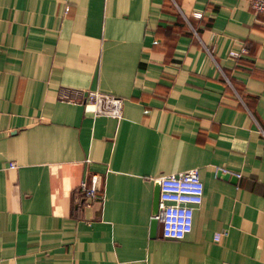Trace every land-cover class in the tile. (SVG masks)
<instances>
[{
	"label": "crops",
	"instance_id": "0c3cea01",
	"mask_svg": "<svg viewBox=\"0 0 264 264\" xmlns=\"http://www.w3.org/2000/svg\"><path fill=\"white\" fill-rule=\"evenodd\" d=\"M180 2L207 35L177 0H0V264H264V14ZM193 167L191 231L151 236L159 177Z\"/></svg>",
	"mask_w": 264,
	"mask_h": 264
},
{
	"label": "built area",
	"instance_id": "2783aa9c",
	"mask_svg": "<svg viewBox=\"0 0 264 264\" xmlns=\"http://www.w3.org/2000/svg\"><path fill=\"white\" fill-rule=\"evenodd\" d=\"M251 7L258 13L264 14V0H251ZM68 7L65 8L67 10ZM199 16L200 13H195ZM247 52L242 46L240 50L229 49L228 54L237 57ZM77 91L73 94L65 93L64 98L75 101ZM79 94V92H78ZM84 108L93 114H104L119 118L122 114L123 100L121 97L89 90L84 98ZM98 175L92 173L87 180L79 181L77 193L85 199H95L98 194ZM159 183V214L161 222V234L167 239H182L192 229L193 214L202 202L204 185L197 168H189L185 171L168 173L158 179ZM219 235L215 234V239Z\"/></svg>",
	"mask_w": 264,
	"mask_h": 264
},
{
	"label": "water",
	"instance_id": "95a60500",
	"mask_svg": "<svg viewBox=\"0 0 264 264\" xmlns=\"http://www.w3.org/2000/svg\"><path fill=\"white\" fill-rule=\"evenodd\" d=\"M220 174H222V177H227V176H231L232 179L235 178V176H233L232 174L228 173V172H223L219 170ZM152 218L150 220V235L153 236L154 234H156L157 229H160V233H161V222L158 219V214H159V183L157 182L155 184V188H154V197H153V209H152Z\"/></svg>",
	"mask_w": 264,
	"mask_h": 264
},
{
	"label": "trees",
	"instance_id": "16d2710c",
	"mask_svg": "<svg viewBox=\"0 0 264 264\" xmlns=\"http://www.w3.org/2000/svg\"><path fill=\"white\" fill-rule=\"evenodd\" d=\"M178 4L181 6L183 13L187 17V19L190 21V23L193 25L195 31L198 33L200 37H203L205 34L207 35V29H208V23L209 20L206 18L205 14L203 12H199V16H195L191 14V7L190 6H184L181 4L180 0H177ZM249 4H251V0H249ZM261 14V13H257ZM204 21V31L199 27V24Z\"/></svg>",
	"mask_w": 264,
	"mask_h": 264
}]
</instances>
